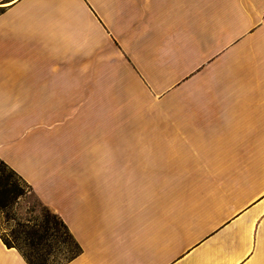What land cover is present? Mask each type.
Instances as JSON below:
<instances>
[{
    "label": "crops",
    "instance_id": "0c3cea01",
    "mask_svg": "<svg viewBox=\"0 0 264 264\" xmlns=\"http://www.w3.org/2000/svg\"><path fill=\"white\" fill-rule=\"evenodd\" d=\"M106 56L189 89L158 107L163 148H117ZM0 159L80 244L64 264H264V0H0ZM0 264L30 263L0 234Z\"/></svg>",
    "mask_w": 264,
    "mask_h": 264
},
{
    "label": "rangeland",
    "instance_id": "374dc122",
    "mask_svg": "<svg viewBox=\"0 0 264 264\" xmlns=\"http://www.w3.org/2000/svg\"><path fill=\"white\" fill-rule=\"evenodd\" d=\"M157 42H150V44L155 45ZM164 43L160 41L162 48L159 51H161V54L175 51L173 48L176 42L171 41L172 46L168 47H165ZM110 59L108 56L97 58L99 63L98 67L101 70L102 86L108 83L115 84L118 98H122L123 102L127 103L130 111L128 116L129 123H127L125 128L118 129L117 148H163L162 131L160 134L158 133V107H163L161 103L164 101L171 102L168 99L169 97L188 96L189 89H169L163 93H156L147 81H145L146 85H140L134 77H128L127 80H124L122 78L124 76L122 65L114 67L110 63ZM89 60L91 58L86 60V64L91 63ZM120 132L122 135H119ZM214 149L218 152L212 155L218 156L221 148ZM229 149L233 151L230 152L228 158H236L237 153L235 152V148ZM250 149L243 148L245 157L251 155ZM196 150H198L197 153L186 155L205 156V148H196ZM14 179L20 185V191L22 193L17 201H14L4 208L0 207V232L12 242L21 244L23 249L29 253L31 247L25 245L26 239L23 229L29 230L34 223L47 224L49 222L51 226L54 223L57 226L55 237H50L47 241H43L39 245V248H41L43 253H46L49 244H51L52 253L46 255V257L52 262H63L68 253V244L73 238L61 224L60 216L37 196L31 185L22 176L20 178L14 175ZM73 243L71 242V246H75V242Z\"/></svg>",
    "mask_w": 264,
    "mask_h": 264
},
{
    "label": "trees",
    "instance_id": "16d2710c",
    "mask_svg": "<svg viewBox=\"0 0 264 264\" xmlns=\"http://www.w3.org/2000/svg\"><path fill=\"white\" fill-rule=\"evenodd\" d=\"M14 175L21 178V175L18 174L13 168H11L4 160L0 159V207L4 208L9 204L17 201L22 193L20 191V185L17 180L14 179ZM61 219V224L66 229V232L73 238L68 244V253L63 262L57 263L55 261H49V258L46 255H50L52 253V245L49 244L48 250L46 253L41 251L39 245L43 241H47L50 237H55V232L57 231V226L53 223L51 226L48 222L47 224H38L34 223L31 225L29 230L23 229L25 232L26 244L31 247V251L26 252L22 245L19 243L12 242L8 237H6L3 233L0 232L3 241L9 247H17L27 261L30 264H64L65 262L74 258L81 251V246L78 241L75 239L73 234L68 229L66 223ZM30 223V221H28ZM54 229V230H53ZM71 242H75V246H71ZM74 244V243H73ZM74 247V248H73ZM77 248V249H76Z\"/></svg>",
    "mask_w": 264,
    "mask_h": 264
}]
</instances>
